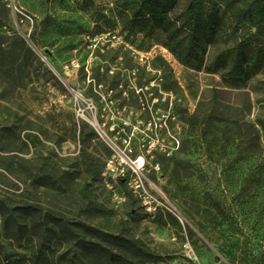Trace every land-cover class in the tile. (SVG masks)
I'll use <instances>...</instances> for the list:
<instances>
[{
  "label": "rangeland",
  "instance_id": "374dc122",
  "mask_svg": "<svg viewBox=\"0 0 264 264\" xmlns=\"http://www.w3.org/2000/svg\"><path fill=\"white\" fill-rule=\"evenodd\" d=\"M114 1L0 0V199L126 229L164 258L159 264H264V76L227 87L206 72L217 53L206 45L183 66L122 33ZM139 83L177 132L168 155L143 146L151 137L133 93ZM113 141L147 157L163 203L154 219L131 197L115 201L87 171L84 156L101 172ZM30 175L51 176L62 190L37 188ZM213 202L230 228L215 225Z\"/></svg>",
  "mask_w": 264,
  "mask_h": 264
},
{
  "label": "trees",
  "instance_id": "16d2710c",
  "mask_svg": "<svg viewBox=\"0 0 264 264\" xmlns=\"http://www.w3.org/2000/svg\"><path fill=\"white\" fill-rule=\"evenodd\" d=\"M114 6L122 33L133 40L141 38L161 46L183 66H192L199 60L202 45L215 49L217 53L206 72L219 75L229 88H243L256 77L264 76V0H115ZM145 87L139 83L133 93L138 98L139 109L143 110L149 141L161 143L152 150V155L157 156L160 150H170L169 137L175 138L177 132L171 131L168 120L161 119L167 111L160 114L158 108L151 107L144 99ZM259 125L264 141V120ZM87 132L88 127L84 126V146L89 143ZM26 139L33 147L40 143L35 135H26ZM84 163L93 180L101 181V172L94 171L88 157L84 156ZM28 180L37 188L45 187L56 193L62 190L51 176L30 175ZM212 209L215 225L230 228L224 209L216 202ZM162 262V256L126 229L113 233L58 212L45 213L31 203L0 199V264ZM252 262L259 263L256 257Z\"/></svg>",
  "mask_w": 264,
  "mask_h": 264
},
{
  "label": "built area",
  "instance_id": "2783aa9c",
  "mask_svg": "<svg viewBox=\"0 0 264 264\" xmlns=\"http://www.w3.org/2000/svg\"><path fill=\"white\" fill-rule=\"evenodd\" d=\"M101 132V131H100ZM125 138L123 142L129 143L130 135L123 132ZM148 140V139H147ZM154 139L146 141L150 153L154 149ZM113 154L106 160L105 166L101 171V182L119 203L131 197L138 202L144 209L145 214L154 219L161 210L163 203L160 199L156 186L146 175L147 157L145 155H134L128 147L124 151L114 141L110 144ZM174 147V146H173ZM169 149L164 151L167 155ZM176 215V213H174Z\"/></svg>",
  "mask_w": 264,
  "mask_h": 264
},
{
  "label": "bare ground",
  "instance_id": "6f19581e",
  "mask_svg": "<svg viewBox=\"0 0 264 264\" xmlns=\"http://www.w3.org/2000/svg\"><path fill=\"white\" fill-rule=\"evenodd\" d=\"M93 125L96 127L97 130L103 132V130L101 129V127L99 126V124L96 121H93Z\"/></svg>",
  "mask_w": 264,
  "mask_h": 264
}]
</instances>
